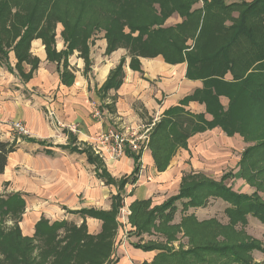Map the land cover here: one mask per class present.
<instances>
[{"label":"trees","instance_id":"1","mask_svg":"<svg viewBox=\"0 0 264 264\" xmlns=\"http://www.w3.org/2000/svg\"><path fill=\"white\" fill-rule=\"evenodd\" d=\"M89 1L91 5L98 0ZM107 1L121 8L131 6L133 2L151 7L157 4L164 17L163 22L156 17L146 24L134 25L130 19L116 16L119 18L113 19L116 26L109 25L105 28L98 21L88 30L81 14L73 20L69 13L59 10L56 0H31L25 13L20 9L21 0H0V56L7 59L8 50L14 48L19 61L17 69L22 72L21 64L28 62L34 64L33 72L39 61H34L29 51L31 42L37 38L43 40L48 58L59 62L62 59L66 61L69 55L81 47L86 53L88 40L101 28L106 31L108 54L124 46L125 39L141 41L145 46L142 55H163L172 63L186 61L187 77L193 81L201 80L204 85L194 94L185 97L181 106L166 111L152 129L148 147L158 172L168 169L173 156L179 149L188 147L191 137L215 128H221L229 137L239 135L247 143L257 142L243 154L240 168L253 151L264 150L263 134H257L259 125L264 122V0H254L250 4L205 0L204 6L196 9L194 7L199 0ZM86 7L87 3L82 1L81 8L84 10ZM175 13L185 19L181 26L160 28ZM57 23L63 25V37L68 45L62 53H57L53 46ZM126 28L130 29V34L149 33L147 40L132 38V35L126 33ZM188 41H193L194 45L189 46ZM122 67L123 64L112 72L102 87L103 92L120 88ZM28 76L31 78V73ZM221 98L229 99L227 108L223 106ZM191 102L203 104L205 114L190 113L184 106ZM207 115L212 119L208 120ZM24 140L39 146L46 145L27 137ZM56 147L82 153L72 147ZM16 150L15 143L0 142V176L8 166L9 156ZM45 152L51 154L47 148ZM84 152L87 153L88 161L96 167L98 177L109 186H118V193L112 197L111 211L86 209L70 212L83 218L101 220V234L93 236L88 233L86 222L77 226L67 220L52 223L42 218L35 226V236L25 237L19 223L8 229L3 228L1 220L9 211V206L14 205L13 207L25 211L23 197L14 194L6 200L0 198V264L111 263L119 226L117 216L123 207L122 192L128 183L135 184L138 181L142 152H126L134 159L135 168L131 176L119 182L108 174L99 157L94 156L90 150ZM221 181L213 182L203 176L190 175L183 179L179 193L161 205L153 207V202L149 199L132 203L128 217L132 234L138 238L152 234L165 240L148 241L144 244L141 241L133 245L144 252H157L154 261L145 264H254L252 253L264 252L263 245L257 240L248 238L242 242H220L217 240L218 234L209 230L210 221L198 222L194 216H186L191 209L206 207L209 199L221 198L230 204L226 210L230 224H245L248 215L264 224V198L257 192L253 195L237 193L223 184L225 177ZM179 204L182 206L183 218L177 224L175 219ZM180 235L188 239V249L183 246L179 250L171 247V244L179 240ZM35 249L39 250L38 254H35Z\"/></svg>","mask_w":264,"mask_h":264},{"label":"crops","instance_id":"2","mask_svg":"<svg viewBox=\"0 0 264 264\" xmlns=\"http://www.w3.org/2000/svg\"><path fill=\"white\" fill-rule=\"evenodd\" d=\"M204 1L199 0L194 9L202 8ZM225 1L228 4H250L254 0ZM184 20L175 13L160 28H177ZM64 32L63 25L57 23L53 45L57 53L65 52L68 47ZM126 33L130 34V29L126 28ZM139 35L134 34L132 38L137 39ZM147 38L144 36L143 40ZM87 45L86 53L81 47L66 61L62 59L59 62L48 58L43 40L37 38L31 42L29 51L31 58L39 61L33 72L34 64L28 62L21 64L22 72L17 69L19 61L14 48L8 50L7 59L0 56V142L15 143L17 148L9 156L8 166L0 176V190L5 188L9 195L20 194L23 197L27 212L20 228L25 237L34 236L35 226L42 218L52 223L73 219L78 226L86 222L88 233L100 235L103 228L101 220L81 216L75 219V214L70 212L86 209L111 211L112 197L118 193V186H109L98 177L96 167L88 161L84 150L94 151L92 154L103 161L108 174L117 182L132 175L135 162L127 153L121 157L110 154V146L103 142V137L114 127L109 123L105 126L99 119L95 121L93 108L99 104L115 116L111 119H114V126L132 138H143L139 142L142 157L138 181L128 183L122 192L123 207L117 216L119 226L110 264L151 263L157 252H144L133 246L138 242L133 241L136 236L131 232L128 218L132 203L148 199L153 202V207L165 203L179 193L186 176L202 172L210 177L212 167L215 169L225 164L226 157L223 156H233L230 154L233 149L239 150L246 141L239 135L227 136L221 128L199 133L188 140L187 148L177 151L166 171L158 172L148 147L152 129L166 111L181 106L185 97L203 88L202 81L187 77L186 61L172 63L163 55L134 54L125 46L108 54L106 31H95ZM188 45L193 46L194 42L188 41ZM122 64L120 88L103 92L102 87L112 72ZM30 73L31 78L28 76ZM221 99L227 108L229 99ZM184 107L192 114H205V106L199 102H191ZM48 113H53L68 129L64 128L58 134L56 130L59 128L54 127ZM206 118L212 119L209 115ZM13 123H22L29 132L25 137L45 143V147L19 137L13 131ZM77 130L79 135L74 134ZM56 146L72 147L82 153ZM45 148L51 154L45 152ZM127 151L140 152L132 148ZM207 206L191 211L198 215ZM122 214L126 222H122ZM198 219L202 222L210 218ZM259 224L264 227L261 221ZM143 238L137 239L144 244Z\"/></svg>","mask_w":264,"mask_h":264},{"label":"rangeland","instance_id":"3","mask_svg":"<svg viewBox=\"0 0 264 264\" xmlns=\"http://www.w3.org/2000/svg\"><path fill=\"white\" fill-rule=\"evenodd\" d=\"M82 1L87 3V7L84 10L81 8ZM56 2L58 3L59 10H61L62 13H69V15L73 17V20H75L77 16L81 14L83 16V24L87 26L88 30L98 21H100L103 24V27L105 28L109 27V25L116 26V23L113 19H119L121 17L130 19L134 25L146 24L148 21L155 19L156 17L161 22H163L164 19V17L158 12L159 8L157 4L151 7L148 4L133 2L131 3V6L126 5L121 8L119 6L114 5L113 2L107 0H98L91 5H89L88 3L90 2L89 0H56ZM21 3L22 5L20 6V9L22 8L21 10L25 13L28 6H30L31 4V0H21ZM115 12L118 13L115 14ZM116 16H118L119 18H116ZM131 21L130 23H132ZM123 22H126V20L123 19ZM100 31L105 30L101 28ZM134 34L138 35L139 32L131 33L130 36ZM148 34L149 33L142 32L138 38H143L144 36H148ZM123 44H125L124 46L126 48L131 49L134 54H139L145 50V46L143 43H141V41L132 42V40L130 39H125L123 41ZM93 111V117L96 116V112L99 113V115L95 117V121H97L96 119H99V121L104 123L105 126L109 123L110 126L114 127L112 129L113 131L123 132L120 130V127L118 128L117 126H114V119L112 121L111 119L115 116L109 114L110 111H108L106 108H103V106L97 104L94 106ZM48 117L51 119V121L54 122V127L56 129L59 128L58 130H56L58 134L63 132L60 130H63L64 128L68 129L67 125H62L59 119L56 118L53 113L52 115L48 113ZM112 127H110V129ZM74 134L79 135L78 130L77 133ZM257 134H263L264 138V122H261V124L259 125L257 129ZM256 143L257 142H245L241 144L239 150L233 149L232 153H230L233 156L229 155V157L227 158V156L224 155L223 157H226V159L224 158L225 160L223 162H225V164L223 163L222 165L225 166L218 165L215 169L214 167H212L213 172H210V177H208L205 173L202 172L197 175L203 176L213 182H222L221 180L225 177L226 181H224L223 184L229 188H233L235 192L240 194L246 193L248 195H253L257 192L264 198V150L258 149L253 151L251 154L248 155L249 157L245 158L240 168V162H242L244 158L243 154L247 149L254 147ZM92 152L95 153L94 151ZM193 176H196V174ZM13 195L14 194L9 195L8 192H6L5 188H2L0 190V198L2 200H6L12 197ZM208 201L211 202V205L207 206V209L205 211L199 213L198 215H195L190 210L187 212L186 216L192 215L198 222H200L198 218H210L207 220L210 221L209 230L211 231V233H215L216 235L218 234L217 240H219L220 242H242L246 241L248 238H251L257 240L264 247V227L259 224V220L254 218L252 215H248L247 222L245 224L241 222L230 224L229 217L228 215H226V210L230 207V204H228L225 200H222L221 198H211ZM13 206H9V211L4 217L1 218L3 222V228H14L16 224L22 223L21 220L23 218V215L27 212L26 208L25 211H22V209ZM181 210L182 206L181 204H179V211L176 214L175 219L176 222H181V219L183 218ZM78 216L79 215H75L74 218L76 219L78 218ZM19 218L21 219L19 220ZM120 218H122V222H126L125 218L123 217V214ZM75 221L76 220L72 219L70 222L75 223ZM60 233H62V231H60ZM143 237L144 242H165V240H163V238H161L160 236H155L152 234H145ZM137 238L138 237H135L133 240L135 243L140 242ZM126 239H128V235ZM188 242L189 241L186 237L180 235L179 240L176 241V243L171 244V247L179 250L181 246H183L184 249H188ZM38 253L39 250L35 249V254ZM252 257H254V264H264V252L254 251L252 253Z\"/></svg>","mask_w":264,"mask_h":264},{"label":"built area","instance_id":"4","mask_svg":"<svg viewBox=\"0 0 264 264\" xmlns=\"http://www.w3.org/2000/svg\"><path fill=\"white\" fill-rule=\"evenodd\" d=\"M52 115V114H51ZM99 115L98 112L95 114ZM12 128L15 134L19 137L28 136L29 132L22 123H13ZM143 141V138H132L124 132L111 131L103 137V142L107 143L110 148L109 152L114 157H121L127 151V149L132 148L134 151H140L139 142Z\"/></svg>","mask_w":264,"mask_h":264}]
</instances>
